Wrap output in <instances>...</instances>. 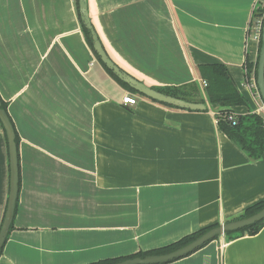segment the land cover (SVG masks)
I'll use <instances>...</instances> for the list:
<instances>
[{
	"label": "crops",
	"instance_id": "crops-1",
	"mask_svg": "<svg viewBox=\"0 0 264 264\" xmlns=\"http://www.w3.org/2000/svg\"><path fill=\"white\" fill-rule=\"evenodd\" d=\"M258 7L264 0H88L98 37L122 70L150 87L198 85L207 109L191 112L120 88L87 46L75 0H0V99L19 137L21 177L0 264L124 258L264 201V152L251 160L218 128L197 71L224 66L247 102L233 113L256 109L245 62L258 57ZM93 84L118 87L116 130L110 97L97 89L95 98ZM127 94L133 106L122 103ZM7 164L0 127V223ZM168 264H264V227Z\"/></svg>",
	"mask_w": 264,
	"mask_h": 264
},
{
	"label": "trees",
	"instance_id": "trees-1",
	"mask_svg": "<svg viewBox=\"0 0 264 264\" xmlns=\"http://www.w3.org/2000/svg\"><path fill=\"white\" fill-rule=\"evenodd\" d=\"M76 10L78 14V5L77 0H75ZM253 19L259 20L261 23V27L264 22V7H258L253 12ZM79 18V15H78ZM80 22V19H79ZM81 29L82 33L85 38V42L89 49L92 51L94 57L106 72V74L123 90L130 94H138L133 89L129 88L126 84L118 80L101 62L97 55L94 53L92 49V43L89 36L88 31L82 26L81 22ZM260 48V40L258 45V53ZM258 59V57H257ZM245 76L246 80H249L250 77L253 75L254 81H256V69H257V60L254 65L245 62ZM197 71L199 74V78L202 82L206 84L203 88L204 94L207 98L208 104L210 105L211 109H218L219 111L215 114V120L217 122L218 128L226 135V137L231 140L241 151H243L251 160H257L261 157L264 152V125L262 123V119L254 113H248L243 116L234 115L235 118V125H232L231 122L227 121V117L229 114L233 113L229 109L233 107L245 106L247 102L245 101L244 97L238 92L229 72L227 69L218 64H203L197 66ZM158 92L172 96L187 102L203 104L204 101L200 97V90L196 83H190L182 87H167V88H154ZM140 95V94H139ZM1 101V108L7 112L6 104L0 99ZM11 120V119H10ZM12 125L13 122L11 121ZM14 132H15V144L17 147V156H18V174H19V181H18V189L20 191L21 187V177H20V164H19V152H18V145H19V137L13 125ZM4 135V134H3ZM19 195V193H18ZM17 205H18V197L16 200V206L14 211L13 220L8 232L13 229V221L15 219L17 213ZM264 208V201H260L247 209H245L243 217H250L260 210ZM217 225L196 231L192 234H189L176 242H173L169 245L163 246L161 248L153 249L146 252H138L134 255L118 258V259H109L103 260L92 264H114L120 261L131 259V258H144L149 255H161L173 252L190 242L194 241L198 237H200L205 232L209 231L212 228H215ZM264 227V220L256 223L253 226L245 228L235 233H227V242L241 238L243 236H254L259 233V231ZM5 240V243L8 239ZM217 240V239H215ZM4 243V245H5ZM207 245V244H206ZM4 247V246H3ZM204 247V246H203ZM202 247V248H203ZM201 249V248H200ZM3 248L0 250V256L2 254Z\"/></svg>",
	"mask_w": 264,
	"mask_h": 264
},
{
	"label": "water",
	"instance_id": "water-1",
	"mask_svg": "<svg viewBox=\"0 0 264 264\" xmlns=\"http://www.w3.org/2000/svg\"><path fill=\"white\" fill-rule=\"evenodd\" d=\"M78 5V15L82 26L88 31L92 49L100 62L121 82L126 84L129 88L133 89L135 92L143 97H146L154 102L170 106L173 108L191 111V112H203L207 109L206 104H197L187 102L172 96L162 94L155 90L156 87H150L143 82L137 80L130 74L122 70L107 54L105 48L103 47L98 34L93 26V23L89 17L88 11V0H77ZM256 88L260 98L261 103L264 105V22L260 30V48L257 59V69H256ZM231 112L232 108L229 109ZM214 113L219 110L214 109ZM0 127L5 138L7 160H8V193L5 209L0 223V250L3 248L5 240L7 238L16 206V200L18 197V156L17 147L15 144V132L11 120L5 110L1 108L0 101ZM245 211V210H244ZM243 213L227 220L223 223L217 224L215 228L202 234L200 237L190 242L189 244L166 254L161 255H149L144 258H131L120 261L114 264H168L184 258L195 251L199 250L206 244L215 239H222L227 242V233H235L256 223L264 220V208L250 217H243Z\"/></svg>",
	"mask_w": 264,
	"mask_h": 264
},
{
	"label": "rangeland",
	"instance_id": "rangeland-1",
	"mask_svg": "<svg viewBox=\"0 0 264 264\" xmlns=\"http://www.w3.org/2000/svg\"><path fill=\"white\" fill-rule=\"evenodd\" d=\"M254 22H253L254 24L251 26L252 29L255 28L254 31L252 30V33L253 32H258V29H259V23H258L259 20H254ZM260 26H261V23H260ZM93 85L95 87L94 88L95 89V98H96V92H97L96 90L97 89L99 91H101V92L104 90L105 93L107 95H109L110 100H111V105H110V108H109V116H110L109 128H110V130H116L118 128L119 119H121V117L119 116V114H122L123 113V110L122 109H120L118 106H116V105L113 104L114 103L113 102V99H114V96H115V90L118 87L115 84H93ZM96 105L97 104L95 102V106H94L95 112H102L101 106L100 105L99 106L98 105L96 106ZM130 106H133V105H130ZM98 108H99V110H98ZM95 123L98 124V127H102V123H101V120L100 119L98 121H96ZM18 124H20V126L19 125H17V126H18L19 130L21 131V128H23V126H24L23 125L22 116L20 117V120L18 119ZM111 140H115V138L114 137H111Z\"/></svg>",
	"mask_w": 264,
	"mask_h": 264
},
{
	"label": "built area",
	"instance_id": "built-area-1",
	"mask_svg": "<svg viewBox=\"0 0 264 264\" xmlns=\"http://www.w3.org/2000/svg\"><path fill=\"white\" fill-rule=\"evenodd\" d=\"M258 23H259V29H258V32H256V35L254 36V38L259 41L260 40L261 26H260V21ZM201 86L204 88L206 86V84L201 81ZM248 88L255 90V92H256L255 100L257 98L256 109L252 113H254L257 116H259L262 119V123L264 125V105L260 101V98H259V95H258V92H257V88H256V84H250V85H248ZM122 103L124 105H134L135 104V99L130 94H127L126 96L123 97ZM234 115H235L234 113H231L227 117V121L231 122L232 125H235Z\"/></svg>",
	"mask_w": 264,
	"mask_h": 264
}]
</instances>
